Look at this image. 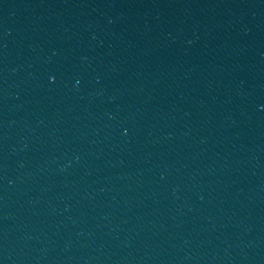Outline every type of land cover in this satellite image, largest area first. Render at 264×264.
Returning <instances> with one entry per match:
<instances>
[{
  "label": "water",
  "instance_id": "95a60500",
  "mask_svg": "<svg viewBox=\"0 0 264 264\" xmlns=\"http://www.w3.org/2000/svg\"><path fill=\"white\" fill-rule=\"evenodd\" d=\"M0 264H264V0H0Z\"/></svg>",
  "mask_w": 264,
  "mask_h": 264
}]
</instances>
